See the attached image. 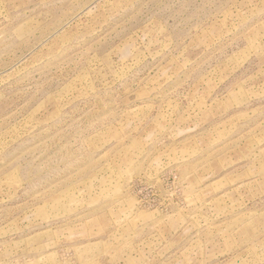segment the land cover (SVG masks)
<instances>
[{
	"label": "rangeland",
	"instance_id": "rangeland-1",
	"mask_svg": "<svg viewBox=\"0 0 264 264\" xmlns=\"http://www.w3.org/2000/svg\"><path fill=\"white\" fill-rule=\"evenodd\" d=\"M0 264H264V0H0Z\"/></svg>",
	"mask_w": 264,
	"mask_h": 264
}]
</instances>
